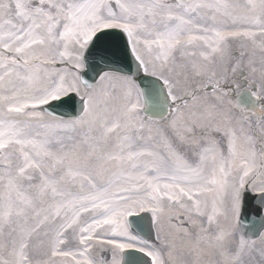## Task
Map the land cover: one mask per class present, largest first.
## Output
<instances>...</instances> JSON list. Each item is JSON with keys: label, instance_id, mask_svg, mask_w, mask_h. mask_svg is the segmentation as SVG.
Segmentation results:
<instances>
[{"label": "snow or ice", "instance_id": "1", "mask_svg": "<svg viewBox=\"0 0 264 264\" xmlns=\"http://www.w3.org/2000/svg\"><path fill=\"white\" fill-rule=\"evenodd\" d=\"M229 23L236 27L230 29ZM257 35L264 37V0H247L244 6L229 0L0 2V249L7 250L0 264H53L55 257L102 264L86 255L95 243L112 249L111 264H127L126 254L133 251L147 257L146 264H165L161 249L134 230L133 218L145 212L158 230L163 218L182 227L185 213L207 216L216 232L208 235L202 228L200 240L227 264H245L264 232L256 238L241 233L234 248L225 245L243 227L249 195L258 213H264V77L256 80L250 63L243 65L239 58L222 72L215 65L235 38L254 40ZM114 40H123L138 68L162 82L163 88L154 92L169 113L165 127L185 126L191 132V126L182 125L177 100L187 106L209 97V116L225 103L237 113L235 124L241 132L248 129V150H240L236 128L231 129L226 158L221 156L206 176L167 141L164 152L138 146L152 138L144 115L148 92L113 67L119 56L109 46ZM197 46L203 63L186 60L191 91L178 96V58L197 56L189 50ZM89 57L99 69L94 83L82 74ZM74 97L82 112L74 120L48 110L70 104ZM117 99L124 103L112 115L116 109L111 102ZM192 115L194 126L199 117ZM77 129H83L82 138L69 136L72 143L65 144L60 133ZM175 139L182 151V137ZM205 153L201 161L209 155L216 161L214 149ZM35 172L39 183H33ZM29 189H35L34 196L26 194ZM205 196L211 198L210 212ZM85 214L91 219L81 223ZM221 217L230 219L227 228L220 227ZM74 229L82 251L63 250L65 233ZM45 246L48 259L34 261L33 252ZM260 256L264 260V249Z\"/></svg>", "mask_w": 264, "mask_h": 264}, {"label": "bare ground", "instance_id": "2", "mask_svg": "<svg viewBox=\"0 0 264 264\" xmlns=\"http://www.w3.org/2000/svg\"><path fill=\"white\" fill-rule=\"evenodd\" d=\"M0 2H11V0H0ZM167 2H172V0H167ZM230 3H234L240 6H244L247 3V0H229ZM15 19V17H13ZM223 18L218 17V20ZM230 29H234L236 26L231 25L230 23L227 25ZM242 41V43L247 47L248 53L245 56H236L234 55V48ZM264 37L257 35L254 40L249 39L246 37H237L235 40L230 43L226 51L223 55V58H217V62L215 68L218 72H222L225 68L231 66L233 61L236 58L241 60L243 65H249V71H252V75L256 80H260L264 77ZM197 51V56L195 57H188V58H178L177 66H176V73L178 74L177 78L180 79L181 84L177 89L178 96H183L184 91H191V82L186 81V77L188 76V72L186 67H183L186 60H194L198 63H203V61L199 57L200 47L197 46L195 49H189ZM59 66V65H57ZM83 71V69H82ZM187 84V86H186ZM124 101L122 99H117L111 102L112 108L116 109L112 115L118 114L119 109L122 107ZM213 101L209 97L201 96L198 98L196 102H190L187 106L183 108H179V111L182 116V125L191 126L193 130L188 132L185 130V126H178L176 128H172V130L182 137L181 140L185 142H189V144L202 145V152L201 155H206L205 149L212 148L215 151L216 161L213 162L211 156L209 158L201 161L199 158L194 161L193 156L185 151L184 149L177 148V145L173 144L164 134L161 127L157 124L147 123V125L151 126V139L150 140H143L138 142V146L147 144V146L155 151L164 152V143L167 141L172 145V148L176 151H180L181 155L184 156V159L192 166H201L203 168L204 174L206 176H210L215 164L220 162L221 156H225L226 158V149H227V142L229 139V131L233 128H236L237 136H238V145L242 152H246L248 150V143L245 138V133L248 129L245 127L244 131L241 132L239 126L235 124V121L239 119V116L234 110H229V106L225 103L221 109L212 110V115L209 116L206 109L210 108V105ZM176 112V111H175ZM193 113H196L197 117L196 124L192 125L193 120ZM229 117L231 119H229ZM74 118H68L64 120H74ZM218 129V130H217ZM198 130L204 132L203 134L200 133L196 134ZM83 129H77L75 132H63L60 133L63 136L65 144H71L72 140L67 139V137L71 136L74 140L79 141L82 138ZM147 133H142V135H146ZM193 135V136H190ZM204 146V147H203ZM258 147V145H257ZM108 148L111 149V145H108ZM260 157L259 154L257 155L256 163L260 164ZM18 163V161H17ZM36 180L33 183H39V173L35 172ZM56 176L58 177L59 174L57 173ZM25 188H27V182H25ZM0 192H3V185L0 184ZM28 195L34 196L35 189H29L27 191ZM202 199H207L209 201V212L211 209V198L209 196L202 197ZM190 203V202H189ZM187 219L180 221L184 227H176L170 224V222L163 218L160 223L159 230L156 228V233L159 231L160 240H156L155 242L149 241L151 244L156 245L161 249L162 255L165 260V264H227L225 259L221 257L217 250L214 247L208 246L205 242L200 240V237L204 235L200 231L202 228L208 229V235H215L216 232V225L213 224L209 227L207 222V216H199L195 212L191 214L185 213ZM91 216L90 214H85L81 218V223L85 221H90ZM175 221V220H173ZM166 222V223H165ZM189 224L191 226L189 227ZM220 227L227 228L230 225V219H226L224 217L220 218L219 221ZM240 228L237 229L236 235L230 240L226 242V248H234L238 236L241 234ZM67 238V243L61 245V248L66 251H82V245H80L78 241V229L69 230L65 233ZM256 250L250 255L245 257V264H264V260L260 256V250L264 249V240L259 238L255 239ZM108 251H105L107 250ZM3 250V253H0V258H7V250ZM113 251L107 245H101L100 243H95L92 247L88 255L90 258L94 259V261L102 262V264H111V259H109V253ZM169 252H171V256H169ZM32 259L36 260H47L48 253L47 247H42L39 252H33ZM77 259H82L81 257L77 256ZM53 264H75V261L72 260L71 257H55Z\"/></svg>", "mask_w": 264, "mask_h": 264}, {"label": "water", "instance_id": "3", "mask_svg": "<svg viewBox=\"0 0 264 264\" xmlns=\"http://www.w3.org/2000/svg\"><path fill=\"white\" fill-rule=\"evenodd\" d=\"M117 36H123L119 30H112ZM109 46L113 47L119 52L117 62L113 65L121 73L134 76L139 82L140 86L148 92L149 108L145 113L150 118L166 117L168 112L163 107L159 106L160 98L155 95L154 89H162V82L156 80L152 76L145 75L142 70L138 68L137 62L132 57L131 52L126 50L123 46V40L109 41ZM87 62V70L83 73L84 78L89 83H94L96 80V73L99 69L93 68V59L89 57ZM168 106H171V102H168ZM48 110L55 111L57 114L63 117L79 116L81 112V102L79 98L74 97L72 103L67 105L54 106L48 108ZM258 205L256 201L249 195L245 202V207L242 214L243 219V231L247 234V237H256L257 233H260L264 228V216L263 213H258ZM136 224L135 230L139 232L144 238L154 240L155 233L152 228L151 214L143 213L140 217L133 218ZM148 258L138 252H128L126 254L127 264H146Z\"/></svg>", "mask_w": 264, "mask_h": 264}, {"label": "rangeland", "instance_id": "4", "mask_svg": "<svg viewBox=\"0 0 264 264\" xmlns=\"http://www.w3.org/2000/svg\"><path fill=\"white\" fill-rule=\"evenodd\" d=\"M147 122H149V121H147ZM160 126H162V125H160ZM169 136H170L171 139H173L174 141H176V139H175V137H174L173 134L170 135V133H169ZM181 146H182L184 149H187L188 151L192 152V153H193V157H195V160H196V158H197L196 153H197V151H198V146H199V145H197V146H194V145H190V146L186 145V146H183V145H181ZM196 147H197V151H196ZM165 223H166V222H165ZM179 223H180V222H179ZM170 224H172L173 226L178 227V226H177V225H178V222H177V221H171ZM181 225H182V223H181ZM182 227H184V226H182Z\"/></svg>", "mask_w": 264, "mask_h": 264}]
</instances>
